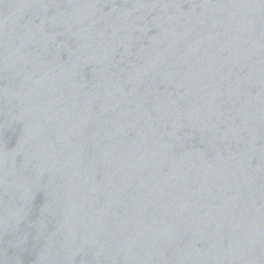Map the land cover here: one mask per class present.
Returning a JSON list of instances; mask_svg holds the SVG:
<instances>
[{
    "label": "water",
    "instance_id": "obj_1",
    "mask_svg": "<svg viewBox=\"0 0 264 264\" xmlns=\"http://www.w3.org/2000/svg\"><path fill=\"white\" fill-rule=\"evenodd\" d=\"M0 264H264V0H0Z\"/></svg>",
    "mask_w": 264,
    "mask_h": 264
}]
</instances>
